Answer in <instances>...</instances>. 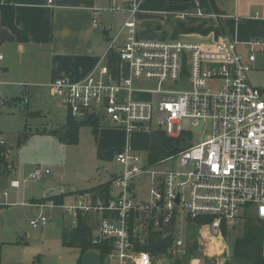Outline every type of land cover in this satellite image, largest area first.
I'll use <instances>...</instances> for the list:
<instances>
[{"label": "built area", "instance_id": "2783aa9c", "mask_svg": "<svg viewBox=\"0 0 264 264\" xmlns=\"http://www.w3.org/2000/svg\"><path fill=\"white\" fill-rule=\"evenodd\" d=\"M127 2V8L111 0L110 6L98 9L129 16L119 34L110 39L108 52L95 71L78 82L56 80L50 86L53 95L73 119L99 122L103 118L128 136L161 130L177 137L185 131L184 120L194 127L203 123L210 133H202L199 143L159 163L177 160L175 169L144 165L127 147L116 158L122 171L111 181L107 202L84 192L61 204L50 200L36 206L50 213L61 210V218L67 217L72 227L80 215L98 216L93 242L112 241L108 264H155L150 255L134 249L133 240L145 230L147 219L155 229L173 237L171 257L184 260L188 256L184 229L195 220H209L197 229L199 249L223 242V227L230 230L245 217L264 223V93L248 79L257 52L264 54V40L216 39L213 33L184 34L166 41L139 39V4L137 0ZM179 16L184 20L188 16L217 18L214 13L204 15L199 8ZM245 19L261 17L256 13ZM235 20L241 18L235 16ZM122 35L125 39L120 42ZM241 44L244 52L239 49ZM111 53L119 59L115 73L109 67ZM3 60L0 54V74ZM149 82L156 86H143ZM48 174L36 169L28 180H41ZM141 176L149 177L148 200L135 198ZM10 188L19 189L20 182L11 181ZM8 197V191L0 193V205ZM54 218L40 214L30 225L44 227ZM225 248L222 245L221 251ZM262 255L264 258V237Z\"/></svg>", "mask_w": 264, "mask_h": 264}, {"label": "rangeland", "instance_id": "374dc122", "mask_svg": "<svg viewBox=\"0 0 264 264\" xmlns=\"http://www.w3.org/2000/svg\"><path fill=\"white\" fill-rule=\"evenodd\" d=\"M164 1L166 7L174 5L173 7H178L179 10L161 14L163 20L137 19L136 32L139 39L166 41L172 37H183L184 34L175 32V23L181 21L187 26H196L195 23L201 18L188 16L184 20L179 16L180 13H196L197 8L206 16L214 13L211 12L212 10L205 11L209 9L208 5L205 8V0ZM197 1L203 2L201 3L203 5H198ZM121 17L118 16L117 21L112 25L110 39H114L121 31L124 23ZM207 24L211 25V21ZM124 39V35L120 36V42ZM199 39L205 40L203 37ZM252 40L249 38L245 41ZM107 46L108 51L109 45ZM239 49L244 52L245 46L241 44ZM14 76L18 81L19 78ZM248 79L251 85L264 93V54L257 52V62L248 74ZM28 82L35 86L34 82L30 80ZM143 86L153 89L156 84L149 82ZM7 88L2 89L0 95V131L4 134V137L0 138L4 140L3 143L0 142V146L4 149L9 164L8 168L0 171V193L9 192V197L2 202L5 205H0V264H77L80 251L63 244L62 234L65 230L71 229L70 220L67 217L60 220L61 210L55 209L50 213L47 209L29 205L32 199L42 198L47 194L70 192L71 189L79 191L106 181V171L116 173L122 171L116 158L119 153L125 152L127 147L132 154L140 156L144 165L175 169L177 160L165 164H152L150 150L153 132L143 130L128 136L125 130L111 126L103 118L99 121L101 128L98 127L97 134L94 133L93 126H84L80 130V141L77 145L63 143L56 133L65 126L68 113L50 90L39 91L34 87L37 91L31 99L30 109L42 110L47 114L45 118L39 113L33 112V117H30L28 112H22L23 100L20 103L13 101L17 96H22L19 91L21 87L15 84ZM190 122V120L182 122L185 133L188 134L182 144L192 146L199 143L202 133L209 134L210 129H205L203 123L194 127ZM107 129H112V133L106 132ZM36 169L47 170L49 174L41 180H28L29 175ZM13 180L20 182L19 189L10 188ZM149 190V177L141 176L137 180L135 198L148 200ZM40 214L52 215L55 218L49 221L47 226H31L30 221L38 218ZM90 217L93 234H97L98 216L93 214ZM244 222L245 219L239 220L235 227L229 230L228 238H224L223 242L213 245L207 243V246L202 245L200 249L198 245L195 254L191 253L193 260L190 264H237L232 259V244L243 233ZM192 231L195 234L197 232L192 226H185L184 238L189 237ZM193 242L188 240L187 248L191 247ZM222 245L226 247L224 251H221ZM177 259L180 258L163 257L155 264H179L176 262Z\"/></svg>", "mask_w": 264, "mask_h": 264}, {"label": "crops", "instance_id": "0c3cea01", "mask_svg": "<svg viewBox=\"0 0 264 264\" xmlns=\"http://www.w3.org/2000/svg\"><path fill=\"white\" fill-rule=\"evenodd\" d=\"M118 2L122 7H128L127 0ZM137 2L141 13L159 15L166 13L164 0ZM197 2L203 5L201 4L203 2ZM204 2L205 8L206 5L209 8L204 10L206 12L212 10L217 18L199 17L201 19L197 20L196 25L211 21L212 27H216L221 21L226 29V37L230 39H237L240 42H247L245 40L249 38L264 40V0H213L214 5L209 0ZM1 4L14 7L16 26L25 33L27 40H18L10 29L4 27L0 13V54L4 56L3 70L0 74V95L2 89L6 90L7 87L17 84L21 87L19 91L22 96H17L13 101L20 103L22 100L23 102L25 99L28 100V103L24 102L22 112L27 109L28 112L42 114L45 118L47 114L42 110L30 109L35 91L46 89L51 91V84L58 79L78 82L87 78L108 52L107 45L111 38L112 25L118 16H122V21L129 16L126 12H106L109 13L106 15L98 11L110 6L111 0H2ZM256 13L260 14L261 19H245L254 17ZM235 16L240 17L244 23L237 22ZM14 75L19 78L18 81ZM28 79L34 82L37 90ZM97 127L101 128L99 122ZM106 132L112 133V129H107ZM1 137H4V134L0 131ZM105 175L107 180L96 186L79 191L71 189L70 192L47 194L42 198L32 199L29 205L36 206L50 201L49 199L55 196H65L64 201H70L74 196L81 194L80 192L105 183L111 184L116 172L106 171ZM90 219L89 216L91 226ZM60 220L63 219L60 217Z\"/></svg>", "mask_w": 264, "mask_h": 264}, {"label": "trees", "instance_id": "16d2710c", "mask_svg": "<svg viewBox=\"0 0 264 264\" xmlns=\"http://www.w3.org/2000/svg\"><path fill=\"white\" fill-rule=\"evenodd\" d=\"M212 5H214L213 0H209ZM0 0V13H1V23L4 27H7L12 31V33L20 41L27 40V36L22 32L15 23V10L14 7L1 4ZM178 7L167 6V12L178 11ZM175 32L181 34H199L202 36H207L214 34L215 38L218 39L221 36L226 37V29L224 24L219 21L218 26L212 27L208 26L207 23H199L196 26H187L186 23L178 21L175 23ZM178 37H172L176 39ZM119 59L115 53L109 55V67L113 73L118 70ZM25 112H28L25 109ZM30 117H33L32 112H28ZM97 120L91 119L89 121L79 122L73 119L71 116L67 117L66 124L59 132L56 133L59 140L68 145H77L80 140V130L84 126H93L94 133H98ZM188 137V134L182 132L177 137H169L163 131L158 130L153 132L152 135V146L150 150V162L152 164H159L160 162L176 156L182 151H185L190 146L182 144ZM21 144L19 143V146ZM9 164L7 162L6 154L2 146H0V171L4 168H8ZM94 195V198H100L103 201H108L111 198V184L105 183L94 189L88 191ZM80 192V193H84ZM65 196H55L49 200H53L58 204L64 202ZM209 222L208 219L195 220L190 226L193 230L199 228L200 225ZM145 230L138 235L137 238L133 240L134 249L138 252H144L152 257L154 263L163 257H171L169 254V249L171 248L174 240L173 237L166 236L160 230L154 228L153 223L150 220L145 221ZM195 232L189 235L188 240H193V246L187 248V258L192 259V255L197 249ZM229 230L227 227H223V236L228 238ZM63 244L68 247H75L80 251V256L77 264H82L83 256L92 250L98 252L100 256L99 264H108V255L111 254L113 250V244L110 240L102 239L100 243L94 244L93 240V230L89 225V216L80 215L78 223L75 227L71 226V229H67L63 232ZM264 237V223L254 217H245L244 230L243 233L238 236L232 244V259L237 264H264V258L262 255V242ZM191 253H193L191 255ZM169 255V256H168ZM172 258V257H171ZM177 263L185 264L184 260L177 259Z\"/></svg>", "mask_w": 264, "mask_h": 264}, {"label": "water", "instance_id": "95a60500", "mask_svg": "<svg viewBox=\"0 0 264 264\" xmlns=\"http://www.w3.org/2000/svg\"><path fill=\"white\" fill-rule=\"evenodd\" d=\"M139 20H154V19H164L162 15L159 14H147V13H140L138 16ZM116 175H114V178ZM100 256L98 252L95 250L87 252L82 258V264H99ZM190 259L185 258L184 263L189 264Z\"/></svg>", "mask_w": 264, "mask_h": 264}, {"label": "bare ground", "instance_id": "6f19581e", "mask_svg": "<svg viewBox=\"0 0 264 264\" xmlns=\"http://www.w3.org/2000/svg\"><path fill=\"white\" fill-rule=\"evenodd\" d=\"M216 243H220V242H216Z\"/></svg>", "mask_w": 264, "mask_h": 264}]
</instances>
